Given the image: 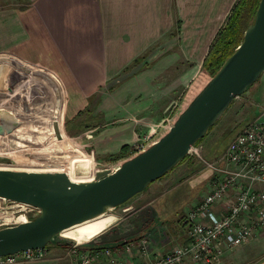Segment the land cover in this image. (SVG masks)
I'll return each mask as SVG.
<instances>
[{
	"label": "crops",
	"instance_id": "crops-1",
	"mask_svg": "<svg viewBox=\"0 0 264 264\" xmlns=\"http://www.w3.org/2000/svg\"><path fill=\"white\" fill-rule=\"evenodd\" d=\"M0 1V88L17 96L35 73L46 74L60 88L65 125L90 127L94 152L104 157L123 148L128 152L138 139L164 135L160 123L178 100L181 106L186 100V89L239 0ZM88 120L94 123H84ZM41 139L38 145L46 142ZM186 191L183 208L188 212L202 195ZM181 224L180 242L170 244L167 233L157 241L148 239V258L129 248L145 237L143 232L124 238L121 231L105 236L104 231L89 246L53 244L42 260L20 264H76L80 254L99 250L131 264L151 263L187 242L184 220ZM98 225L85 232L93 237ZM262 236L256 232L242 245L225 248L218 264H264ZM94 264L108 261L99 257ZM184 264L199 263L187 259Z\"/></svg>",
	"mask_w": 264,
	"mask_h": 264
},
{
	"label": "rangeland",
	"instance_id": "rangeland-1",
	"mask_svg": "<svg viewBox=\"0 0 264 264\" xmlns=\"http://www.w3.org/2000/svg\"><path fill=\"white\" fill-rule=\"evenodd\" d=\"M12 1L14 2L10 4H15L18 0ZM2 2L4 1H0V5ZM216 39L217 37L214 42ZM47 77L46 74L35 73L31 80L24 84V88L16 90L17 93L19 92L17 96H12L9 90L0 88V166L17 170L15 174L25 176L29 174L27 170H40L41 164H44L46 169H54L55 167H51L53 166L52 160L56 159L60 162L59 169L69 171L72 170V168L69 169L70 164L77 163L81 168H93L95 172H106L116 169L122 162L140 154L136 147L144 142L141 139H138L128 152L126 148H123L122 153L119 152L113 156L104 155L103 157L96 154L94 152L95 143H92L94 133L92 130L88 132L90 127L84 126L78 131L74 122H69V126L65 125L64 120H67V116L63 111L60 88ZM196 78L186 89L184 97L189 93ZM185 102L186 100L181 106V100H178L180 104L178 114L180 115L188 107ZM55 110H58L57 114H54ZM55 119L59 121L57 125L52 123ZM253 122H264V73L245 94L232 102L203 142L194 147L200 150L197 151L203 159L221 163L223 153L232 139ZM84 123L92 125L94 121L88 120ZM36 129H38L37 132ZM76 130L77 132H73ZM41 138L46 141L41 145H46L42 148V153L38 155L36 151L41 149V145H38L36 141L42 140ZM158 140L150 138L149 142ZM50 143L54 144L49 145ZM188 157L186 162L178 165L164 178L152 183L146 191L121 207L108 211L106 214L111 215L98 223L97 233L93 237L90 231L94 230L95 226L89 225L68 235H58L52 241L55 245L64 244L76 249L89 246L99 240L98 232L105 231L102 233L104 235L111 234L112 231L119 234L118 231H121L120 236L124 238L143 232L150 241H157L159 235L161 238V234L167 233L170 244L180 242L183 234L181 222L183 223L187 213V208H183L188 193L186 190H193L194 197L203 195L205 191H208V188L207 190L205 188L207 185L209 187L212 178L208 168L201 164L196 154L188 155ZM82 161L86 163L82 165L78 163ZM79 166L74 164L73 168ZM74 183L75 181L70 182V184ZM176 184L177 186L174 187ZM178 184L180 189H177ZM54 185L63 187L67 183L65 185V182L61 181ZM25 214L33 215L34 212L29 206L0 198V229L12 226L18 217L25 218ZM164 224L166 229H162ZM87 228L90 231L85 232ZM152 228L154 231H150ZM258 233H261L264 238V230H259Z\"/></svg>",
	"mask_w": 264,
	"mask_h": 264
},
{
	"label": "water",
	"instance_id": "water-1",
	"mask_svg": "<svg viewBox=\"0 0 264 264\" xmlns=\"http://www.w3.org/2000/svg\"><path fill=\"white\" fill-rule=\"evenodd\" d=\"M263 73L264 0H261L240 48L180 115L174 127L116 172H101L91 184L62 187L54 185L66 181L62 174L19 176L9 170L0 171V198L41 210L28 223L0 229V257L45 249L63 231L121 207L146 191L188 156L232 102L245 94Z\"/></svg>",
	"mask_w": 264,
	"mask_h": 264
},
{
	"label": "built area",
	"instance_id": "built-area-1",
	"mask_svg": "<svg viewBox=\"0 0 264 264\" xmlns=\"http://www.w3.org/2000/svg\"><path fill=\"white\" fill-rule=\"evenodd\" d=\"M179 109L180 104L176 102L160 123L163 134L174 127ZM150 138L136 147L138 153L157 142H149ZM197 150L193 146L188 155L196 154L212 178L208 191L184 217L187 242L145 264H184L187 259L199 264H218L225 248L240 246L254 233L264 230V122H253L236 135L227 146L221 163L203 159ZM26 206L34 212L33 215L25 214L28 223L37 218L41 210ZM13 223L8 227L19 225ZM129 248L138 249L143 258H148L151 251L147 238L131 243ZM47 253L46 248L28 250L0 257V264L34 262L45 258ZM99 257L106 258L108 264H131L110 250L82 253L76 264H94Z\"/></svg>",
	"mask_w": 264,
	"mask_h": 264
},
{
	"label": "trees",
	"instance_id": "trees-1",
	"mask_svg": "<svg viewBox=\"0 0 264 264\" xmlns=\"http://www.w3.org/2000/svg\"><path fill=\"white\" fill-rule=\"evenodd\" d=\"M260 1L261 0H239L238 3L235 5L226 24L219 32L216 41L211 46L210 52L205 58L204 63L202 65L200 74L197 76L196 80L192 83V86H191L192 88L190 89L189 93H187L186 95V102H185L186 106H189L191 102L202 92V90L210 83V81L221 70V68L224 66L226 61L232 55H234L236 50L242 44L246 30L249 28V26L253 23L255 19ZM214 126L209 129L207 135L214 128ZM204 139L205 138L200 139L194 146L200 145ZM122 150L124 151V149ZM36 153L38 155L41 154L42 149L37 150ZM188 159L189 157L187 156L178 165L183 164ZM52 162H53V166L51 167L53 168L55 167L54 169H51V170L46 169V166L44 164H41L39 166L40 170L30 169V170H27L26 172H28L29 174H32V173H40V174L41 173L43 174L64 173L62 175H65L67 177L65 179L66 181H64L65 185L67 183L66 186H69L71 181H75L74 184L76 185H86V184L94 183L97 181V175L101 173V171L95 172L93 168H86V167L81 168L77 163L70 164L69 169L72 168V170L68 171L66 169H59L58 166L60 165V162H57L56 159L52 160ZM125 162H127V160ZM125 162H122L119 165V167L122 166ZM78 163H81L82 165V164H85L86 162L82 161ZM74 164H76L79 167L73 168ZM119 167H117L116 169H118ZM75 168H76V171L73 172ZM116 169H112L111 171L114 172ZM5 170H9L13 172L17 171V170L8 168V167L0 166V171H5ZM139 237H143V233L140 236H137V238ZM54 243L55 242L52 241L46 247V249L50 248Z\"/></svg>",
	"mask_w": 264,
	"mask_h": 264
},
{
	"label": "bare ground",
	"instance_id": "bare-ground-1",
	"mask_svg": "<svg viewBox=\"0 0 264 264\" xmlns=\"http://www.w3.org/2000/svg\"><path fill=\"white\" fill-rule=\"evenodd\" d=\"M239 48H240V46H239ZM237 51V50H236ZM179 119V118H178ZM177 119V120H178ZM177 122V121H176ZM175 122V123H176ZM151 147V146H150ZM149 147V148H150ZM148 148V149H149ZM147 149V150H148ZM146 150V151H147ZM145 151V152H146ZM117 170V169H116ZM116 170L114 171V172H116ZM3 199V198H2ZM4 200H6V199H4ZM13 202V201H12ZM14 203H17V202H14ZM17 204H21V203H17ZM21 205H24V204H21ZM109 210H111V209H109ZM108 214H102V215H100V216H98L97 218H95V219H93V220H89V221H86V222H84V223H82V224H79V225H76V226H73V227H71V228H69V229H67V230H65V231H63L61 234H60V236H64V235H68V234H70V233H72V232H76V231H78V230H80V229H82V228H84L85 226H89V225H92V226H96V225H98V223L101 221V220H103L106 216H107ZM26 218V217H25ZM25 218H17L14 222L15 223H17V224H21V223H26L27 222V219H25Z\"/></svg>",
	"mask_w": 264,
	"mask_h": 264
},
{
	"label": "flooded vegetation",
	"instance_id": "flooded-vegetation-1",
	"mask_svg": "<svg viewBox=\"0 0 264 264\" xmlns=\"http://www.w3.org/2000/svg\"><path fill=\"white\" fill-rule=\"evenodd\" d=\"M87 229H85V231H86Z\"/></svg>",
	"mask_w": 264,
	"mask_h": 264
}]
</instances>
